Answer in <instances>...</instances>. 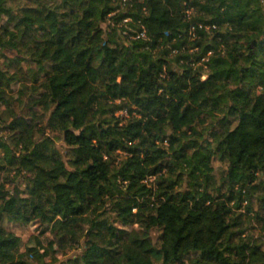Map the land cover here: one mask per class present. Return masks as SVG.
Instances as JSON below:
<instances>
[{
    "label": "trees",
    "instance_id": "obj_1",
    "mask_svg": "<svg viewBox=\"0 0 264 264\" xmlns=\"http://www.w3.org/2000/svg\"><path fill=\"white\" fill-rule=\"evenodd\" d=\"M0 56V264H46L6 221L66 264H264V0H0Z\"/></svg>",
    "mask_w": 264,
    "mask_h": 264
},
{
    "label": "rangeland",
    "instance_id": "obj_2",
    "mask_svg": "<svg viewBox=\"0 0 264 264\" xmlns=\"http://www.w3.org/2000/svg\"><path fill=\"white\" fill-rule=\"evenodd\" d=\"M3 57L0 56V63H2ZM17 85V84H16ZM3 107V105L0 104V110ZM119 114H123L125 112L124 109L118 111ZM62 144L61 142H59ZM214 166L216 167V173L220 175V172L222 170V164L221 162L216 158L214 159ZM149 180H153L152 178H148ZM255 204L257 201H254ZM8 226L12 228L14 231H16L18 234H20L23 237L24 242L26 244H38L39 248L42 253V259L46 264H66L67 260L69 258H74L77 256V254L80 253V250H70L68 253L64 254L62 251L58 249L57 244H49L48 242V235L47 233H42L44 224H42L40 221H34L31 223H23V222H9L6 221ZM256 226V225H255ZM260 229L261 225L256 226L252 229V234H254L255 237L260 236ZM158 231H153V235L157 236Z\"/></svg>",
    "mask_w": 264,
    "mask_h": 264
},
{
    "label": "built area",
    "instance_id": "obj_3",
    "mask_svg": "<svg viewBox=\"0 0 264 264\" xmlns=\"http://www.w3.org/2000/svg\"><path fill=\"white\" fill-rule=\"evenodd\" d=\"M129 18H125V21H128ZM141 26V29H138V28H126L124 30L125 34H128L129 37L131 38H138V37H146L147 36V31H146V28L144 27L143 24L140 25ZM202 26V25H200ZM195 28L192 27L191 28V34L195 36ZM209 53H211V51H209ZM126 113V111L124 112ZM149 178H154V176H149Z\"/></svg>",
    "mask_w": 264,
    "mask_h": 264
}]
</instances>
